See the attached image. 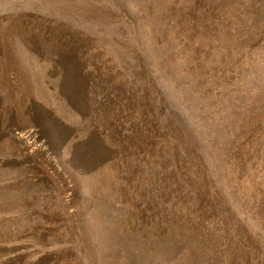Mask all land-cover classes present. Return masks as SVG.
Masks as SVG:
<instances>
[{
    "label": "rangeland",
    "instance_id": "1",
    "mask_svg": "<svg viewBox=\"0 0 264 264\" xmlns=\"http://www.w3.org/2000/svg\"><path fill=\"white\" fill-rule=\"evenodd\" d=\"M0 264H264V0H0Z\"/></svg>",
    "mask_w": 264,
    "mask_h": 264
}]
</instances>
